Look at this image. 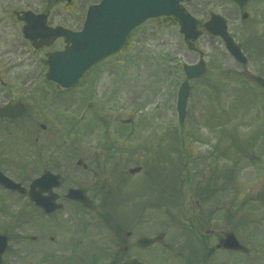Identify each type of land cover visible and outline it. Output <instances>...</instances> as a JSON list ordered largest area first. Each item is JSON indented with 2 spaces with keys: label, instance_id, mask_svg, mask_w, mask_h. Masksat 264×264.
I'll return each mask as SVG.
<instances>
[{
  "label": "rangeland",
  "instance_id": "374dc122",
  "mask_svg": "<svg viewBox=\"0 0 264 264\" xmlns=\"http://www.w3.org/2000/svg\"><path fill=\"white\" fill-rule=\"evenodd\" d=\"M97 1L77 0V19ZM199 1L205 7L201 21L211 12L226 16L236 39L254 50L248 65L237 63L206 32L193 53L176 25L159 21L158 49L150 28L141 35L139 69L131 59L127 68L120 60L109 62L88 76L84 87L64 95L67 131L51 128L53 136L49 130L43 134L36 145L43 152L39 167L49 169L51 161L71 150L73 170L62 195L68 188L85 189L91 204L66 200L48 219L20 196L6 200L1 195L6 206L0 202V235L7 234L10 245L3 264H123L128 231L130 240L166 233L160 245L138 251L146 264H197L203 240L213 250L210 264H264V90L247 81V71L264 75V0H250L253 23L231 15L225 2ZM197 59L208 66L206 76L190 82L187 121L180 125L177 93L186 79L180 68ZM79 160L87 170L77 166ZM32 163L5 166L18 176ZM135 167H142L136 177L129 175ZM170 210L178 245L191 254L184 249L176 256L171 248ZM228 233L249 251L217 249Z\"/></svg>",
  "mask_w": 264,
  "mask_h": 264
},
{
  "label": "flooded vegetation",
  "instance_id": "af4514ba",
  "mask_svg": "<svg viewBox=\"0 0 264 264\" xmlns=\"http://www.w3.org/2000/svg\"><path fill=\"white\" fill-rule=\"evenodd\" d=\"M216 1L230 5L232 7L231 15L235 16L236 13H239L245 22H254L255 15L249 2L240 5L230 0ZM76 2L77 0H0V109L9 106L7 114L0 117V171L11 178L12 181L21 185L18 190L13 191L6 189L0 182V194L7 195V198L20 196L33 206L35 204L31 201L28 190L34 179L39 177L37 174L39 168L32 166L29 171H20V174L16 176L5 164L7 162L17 163V161L35 160L39 149L36 145L40 143L41 138H45L43 134L49 130L51 132H49L50 136H53L54 130L51 128L59 129V127L65 126L68 117L63 113L62 107L66 91L58 83L49 80V75L52 70V58L56 54H63L67 49L75 47L74 43L69 42L66 37L57 35L56 30L62 28L72 33L80 32L87 22V18L77 19ZM89 7H91V4L88 5V9ZM181 8L197 19V29L202 31L206 23L199 18L205 10L203 2L184 0ZM210 14L212 15L213 12ZM244 16H246L245 19ZM159 21L176 25L181 30V23L175 17L150 19L145 24L129 32V37L118 53L110 55L106 60L89 69L84 77L89 74L93 75L102 65L118 60L124 68H127L131 59L135 61L134 66L139 69V64L143 60L141 55L144 48L141 35L143 33L147 34L150 28L149 35L152 36V40H156V48L158 49L156 34L158 26L161 24ZM250 31L252 38L258 37L255 35L257 34L255 29L250 28ZM231 35L242 51L247 54L246 45L236 40L234 33L231 32ZM215 38L219 40V43L225 45L221 38ZM196 43L197 41L194 43L186 41L183 35V44L193 53L197 51ZM253 51L252 49L251 52ZM172 62L169 60L170 64ZM199 62L200 60H197L195 63ZM57 63L63 65L64 61L60 60ZM175 71L176 68H172L170 75L174 74ZM181 71L185 76L184 66ZM121 82L129 83L126 80ZM84 86L81 79L72 88L81 89ZM90 86H97V84L91 82ZM68 155L70 153L66 150L61 153L59 163L62 164L60 166L62 172L67 171L70 173L72 167ZM29 172L33 174H31L33 177L28 175ZM57 196L59 202H62L64 197L61 191L57 192ZM169 215L173 227L171 230V232L173 231L171 248L176 256L184 249L191 254L189 248L179 247V237H177L174 227L176 216H174L172 210L169 211ZM131 236L126 235V241L122 242V250L128 257L127 261L131 259L140 260V252H138L140 251V248H138L139 238L130 240ZM223 240L224 238H221L220 243ZM203 247V261L197 264L204 263L205 260L209 259L210 250H207L205 243H203ZM133 251L135 254L132 253Z\"/></svg>",
  "mask_w": 264,
  "mask_h": 264
},
{
  "label": "water",
  "instance_id": "95a60500",
  "mask_svg": "<svg viewBox=\"0 0 264 264\" xmlns=\"http://www.w3.org/2000/svg\"><path fill=\"white\" fill-rule=\"evenodd\" d=\"M241 3H245L246 0H237ZM181 0H103L101 4L94 8H91L88 19L89 22L86 25V29L83 33H79L74 36L75 41H79L81 44H85L86 50L80 54L79 60L82 65L86 63L81 69V72L75 71L77 67L65 68V71L52 74L50 78L56 82H59L64 87L73 86L76 84L78 79L84 74V72L98 61L109 56V54L119 51L121 45L127 38L129 31L139 26L141 23L147 21L151 17L161 16H176L182 23L183 27L181 30L182 34L186 35V40L198 39L201 33L196 31V22L190 16H187L183 10H180L179 5ZM208 32L212 35L220 36L227 43V48L230 53L236 58L237 61L243 64H247V59L241 52L240 48L232 41L229 32H227V23L220 16L214 15L205 26ZM99 31H98V30ZM69 35L62 30V35ZM94 35L95 37H92ZM70 38V36H69ZM88 44V45H87ZM68 53V52H67ZM69 54V55H68ZM68 57L72 58V52H69ZM66 55V56H67ZM71 61H73L71 59ZM81 65V66H82ZM205 65L198 64L195 66L185 65L186 76L188 79H195L205 72ZM248 79L262 85L264 87V79L261 77H255L249 75ZM190 94V87L188 82L182 85V89L179 93L178 109L180 112V119L183 122L186 117V104ZM140 169L132 170L131 174H136ZM51 176V175H50ZM49 176V177H50ZM44 176L40 182H48ZM50 180L49 185H58V179L53 177ZM40 184V183H39ZM45 184L44 186H47ZM47 190L50 187H45ZM70 197L77 199L82 203L89 204V199L85 195V191L72 190ZM54 197L39 199L36 198L37 202H40L46 211L52 213L53 210L59 208L54 206ZM162 235L158 239H142L140 245L144 248L150 247L156 241L162 239ZM223 246L227 249L242 250V245L239 244L235 235L230 234L225 240ZM7 239L5 237L0 238V261L1 255L7 249ZM127 264H139L137 261L129 262ZM141 264V263H140Z\"/></svg>",
  "mask_w": 264,
  "mask_h": 264
}]
</instances>
